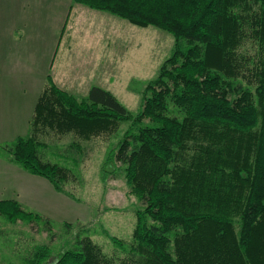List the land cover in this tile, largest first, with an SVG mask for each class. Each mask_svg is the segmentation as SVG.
Returning <instances> with one entry per match:
<instances>
[{
	"label": "trees",
	"instance_id": "obj_1",
	"mask_svg": "<svg viewBox=\"0 0 264 264\" xmlns=\"http://www.w3.org/2000/svg\"><path fill=\"white\" fill-rule=\"evenodd\" d=\"M73 2L160 29L174 45L135 115L106 89L92 86L78 101L48 78L29 132L86 139L129 122L113 158L144 205L128 248L113 240L121 260L84 236L52 264H264V0ZM37 145L16 138L10 160L59 190L65 170L43 162ZM20 211L0 201L7 220ZM49 257L39 248L36 264Z\"/></svg>",
	"mask_w": 264,
	"mask_h": 264
},
{
	"label": "rangeland",
	"instance_id": "obj_2",
	"mask_svg": "<svg viewBox=\"0 0 264 264\" xmlns=\"http://www.w3.org/2000/svg\"><path fill=\"white\" fill-rule=\"evenodd\" d=\"M59 2L55 0L57 12L63 7ZM83 8L91 16L72 11L68 20L72 32H23L18 44H10L8 37L3 41L0 32V201L16 202L20 212L29 214H18L14 221L0 215V264H36V251L43 246L50 257L42 264H52L61 252L73 247L76 237L84 236L119 261L125 254L113 240L128 248L136 213L144 207L126 182L125 166L113 158L129 122L120 123L111 133L86 139L73 132H29L33 109L51 76L55 80L64 77L66 83L58 86L78 101L92 86L106 89L135 115L142 90L172 53L170 34ZM16 46L19 52L12 53L13 57L3 53ZM37 49L46 52L48 69ZM245 49L252 53L246 44L239 51ZM30 135L38 144L39 158L65 170L66 177L57 179L59 190L10 160L9 145Z\"/></svg>",
	"mask_w": 264,
	"mask_h": 264
},
{
	"label": "crops",
	"instance_id": "obj_3",
	"mask_svg": "<svg viewBox=\"0 0 264 264\" xmlns=\"http://www.w3.org/2000/svg\"><path fill=\"white\" fill-rule=\"evenodd\" d=\"M32 1L34 2L35 0H1L0 32H3V36H2L3 41L5 38L7 39L8 37V39H10L11 42L10 44L12 43L18 44V39H21L24 36L23 32H66V29L71 30L72 32L73 29L72 21L68 22L72 11H76L78 14H81L83 16H87V17L91 16L90 12H88L87 10H85V8H83L85 6L78 3H74L73 0H59L60 1L59 4L63 7H60V10L58 12L54 8L55 0H51V1L37 0L34 3ZM77 6L79 8H77ZM22 14H24V16L20 18L19 15ZM34 14H36V17H34ZM52 42L54 43V38L52 39ZM18 52L19 49L17 48V46L15 48H10V49L6 48L5 50H3V53H6L8 55V58L13 57L12 53L16 54ZM39 52L41 53V57L39 56L40 59L41 60L44 59L45 64L47 62L46 69H48L49 58L48 56L44 55L46 52L43 53L42 50L37 49L36 54ZM14 58L16 60L18 59L17 56ZM51 81L57 88L66 92L65 88L59 87L64 83H66L64 77H59L57 80H55L51 76ZM73 83L76 84L78 83V81H74ZM43 85H46L45 82L42 84V86ZM88 90H86V94ZM19 114H22V111H19ZM19 114H17V116ZM19 118L21 119L22 122L21 124L22 130H24L25 127L23 126L24 123L23 114L22 117Z\"/></svg>",
	"mask_w": 264,
	"mask_h": 264
}]
</instances>
